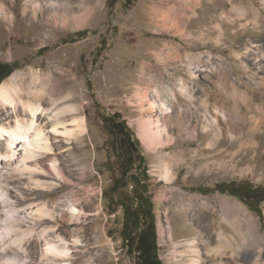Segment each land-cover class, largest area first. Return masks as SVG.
<instances>
[{
	"label": "rangeland",
	"instance_id": "374dc122",
	"mask_svg": "<svg viewBox=\"0 0 264 264\" xmlns=\"http://www.w3.org/2000/svg\"><path fill=\"white\" fill-rule=\"evenodd\" d=\"M0 6V63L8 64L9 74L3 81L13 80L24 97L39 90L46 106L50 97L59 102L70 94L58 106L71 104L77 110L66 118L87 120L85 134L53 137L54 153L42 158L47 164L56 157L65 177L45 173L57 181L45 199L57 219L54 239L60 235L71 243V264L135 262L121 237L123 209L112 211L104 195L119 175L107 166L115 159L107 145L105 119L111 115L125 120L140 140L162 264H188L180 250L192 239L203 264L220 258L212 251L220 252L221 245L227 247L225 264H243V255L251 256L249 264H264V201L258 203L261 217L245 198L217 188L245 181L264 187V130L255 129L264 72H256L246 49L250 42L264 45V38L241 31L254 20L251 10L264 33V0H0ZM243 11L247 17L237 18ZM217 23L227 26L223 36ZM181 78L207 107L199 109V119L191 116L195 103L175 109V118L158 109L177 141L149 148L139 121L154 116L142 112L139 96L162 83L178 87ZM234 82L244 93L236 99ZM166 162L170 179L162 173Z\"/></svg>",
	"mask_w": 264,
	"mask_h": 264
},
{
	"label": "bare ground",
	"instance_id": "6f19581e",
	"mask_svg": "<svg viewBox=\"0 0 264 264\" xmlns=\"http://www.w3.org/2000/svg\"><path fill=\"white\" fill-rule=\"evenodd\" d=\"M53 2L55 1L51 3ZM1 9L3 10V7ZM248 11L253 14L254 20L251 19L253 20L251 26H248L247 22L243 23L241 31L249 36L264 38L262 21L257 14L251 10ZM241 13L237 18L241 16L244 20L243 15L246 13L244 11ZM236 21L234 20L233 23L235 24ZM226 27L217 23L219 36L224 35ZM219 41H222V37ZM246 49L253 55L251 58L256 72H264V45L250 42ZM189 69L194 75L195 72L190 65ZM228 75L227 72L225 76L228 77ZM18 77L19 75H14L13 79L16 80ZM232 84V96H235V99L238 95L243 96L242 84L236 85L235 82ZM21 92H23L22 88L17 87L13 80H5L0 84V264H71L69 261V257L73 254L71 243L60 235H57L58 239H54L57 232L55 224L57 219L55 211L45 199L47 192L57 184V181L53 180L52 176V178L47 177V174L54 176L57 174L60 177L64 175L58 168L56 157L47 164L42 162V158L54 153L53 137L63 136L69 139L85 134L88 130L87 120L85 116L66 118L68 113L77 110L71 104L58 106L59 103L66 101L70 94L64 95L59 102L50 97L52 105L46 106L39 99L41 93L39 90H31L28 97H24ZM139 99L142 112L152 111L154 116V120L150 121L141 114L143 118L139 121L140 136L149 148L171 146L177 141L175 133L171 134L169 129L163 127L158 109L168 111V115L173 118L175 109L179 108L181 112L184 110L182 105L195 103L198 107H195L191 116L199 119V109L207 107L205 100L198 102L195 99L194 93L184 78L180 79L178 87L173 82V85L162 83L160 88L142 90ZM252 99L254 100L253 97ZM260 112L261 116L255 120V129L258 132L264 130V105ZM189 122L190 118H188V124L184 123V125L189 127ZM176 124V121L172 123V125ZM172 170L171 165L166 162L163 166V177L170 179ZM223 201L226 202V200ZM72 210L74 214L81 212L74 205ZM74 241L75 246L80 245L79 238ZM196 243L194 239L188 240L187 250H180L181 255L187 254L188 264H203L200 256L201 249ZM221 248L220 252L212 251L220 255L216 261L212 260L213 264H225L223 257L227 253V247L221 245ZM251 260V256L243 255V264H249ZM253 264L263 263L257 259Z\"/></svg>",
	"mask_w": 264,
	"mask_h": 264
},
{
	"label": "trees",
	"instance_id": "16d2710c",
	"mask_svg": "<svg viewBox=\"0 0 264 264\" xmlns=\"http://www.w3.org/2000/svg\"><path fill=\"white\" fill-rule=\"evenodd\" d=\"M8 64L0 63V84L9 75ZM109 139L107 145L114 150L115 159L107 161L108 169L119 171L111 178L104 195L108 207L116 211L123 209V243L134 256V264H162L158 254L157 227L153 211L152 196L148 194V168L141 143L133 129L117 115L106 117ZM133 185L131 193L128 187ZM217 188L223 192L243 197L261 217L263 211L258 203L264 201V187H255L249 181L221 183ZM249 200H253L251 205Z\"/></svg>",
	"mask_w": 264,
	"mask_h": 264
},
{
	"label": "flooded vegetation",
	"instance_id": "af4514ba",
	"mask_svg": "<svg viewBox=\"0 0 264 264\" xmlns=\"http://www.w3.org/2000/svg\"><path fill=\"white\" fill-rule=\"evenodd\" d=\"M6 69L8 70V67Z\"/></svg>",
	"mask_w": 264,
	"mask_h": 264
}]
</instances>
